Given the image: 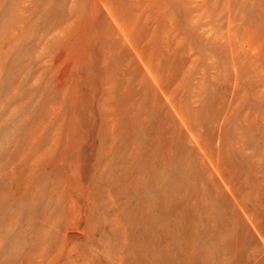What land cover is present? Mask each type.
Instances as JSON below:
<instances>
[{"label": "rangeland", "instance_id": "obj_1", "mask_svg": "<svg viewBox=\"0 0 264 264\" xmlns=\"http://www.w3.org/2000/svg\"><path fill=\"white\" fill-rule=\"evenodd\" d=\"M0 264H264V0H0Z\"/></svg>", "mask_w": 264, "mask_h": 264}]
</instances>
